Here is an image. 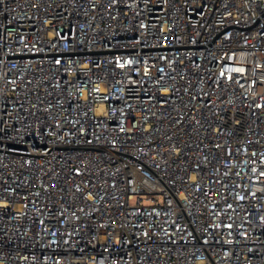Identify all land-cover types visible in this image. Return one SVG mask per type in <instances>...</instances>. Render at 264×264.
<instances>
[{
    "label": "built area",
    "instance_id": "2783aa9c",
    "mask_svg": "<svg viewBox=\"0 0 264 264\" xmlns=\"http://www.w3.org/2000/svg\"><path fill=\"white\" fill-rule=\"evenodd\" d=\"M0 264H264V0H0Z\"/></svg>",
    "mask_w": 264,
    "mask_h": 264
}]
</instances>
